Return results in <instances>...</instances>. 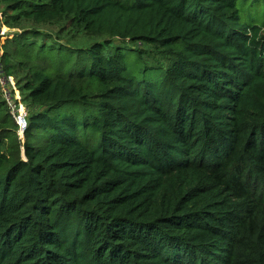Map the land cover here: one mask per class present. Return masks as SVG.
I'll return each mask as SVG.
<instances>
[{
  "label": "trees",
  "instance_id": "obj_1",
  "mask_svg": "<svg viewBox=\"0 0 264 264\" xmlns=\"http://www.w3.org/2000/svg\"><path fill=\"white\" fill-rule=\"evenodd\" d=\"M64 17L97 40L24 26ZM0 24L26 113L19 136L0 90V264H264V0H0Z\"/></svg>",
  "mask_w": 264,
  "mask_h": 264
},
{
  "label": "rangeland",
  "instance_id": "obj_2",
  "mask_svg": "<svg viewBox=\"0 0 264 264\" xmlns=\"http://www.w3.org/2000/svg\"><path fill=\"white\" fill-rule=\"evenodd\" d=\"M24 26L42 30L46 33L47 36L55 38L57 42L60 40L62 41V43L65 42L74 46H85L88 45L90 42H93V40H97V38L87 36L82 31L77 30L75 26H72V23H70L68 18L66 17L62 19L48 20L46 23L38 25L27 23L24 24ZM16 31V28H9L0 24V42H3L7 38L6 36H11V34H14ZM7 79V85H9V87L7 88L6 82L0 79V90L3 91V96L9 103L10 101H16L19 103L18 108L14 110L18 112V115H21L25 112V108L20 105V99L23 98V91L21 90L22 77H19L17 75L8 76ZM10 98L12 99L10 100ZM11 109L13 110L12 105ZM18 133L19 136H22V133Z\"/></svg>",
  "mask_w": 264,
  "mask_h": 264
},
{
  "label": "built area",
  "instance_id": "obj_3",
  "mask_svg": "<svg viewBox=\"0 0 264 264\" xmlns=\"http://www.w3.org/2000/svg\"><path fill=\"white\" fill-rule=\"evenodd\" d=\"M13 109H14V106H13ZM25 117H26V113L25 112L23 114H21V115H18V112H17V115L15 116V122H16L17 126L19 127V132L20 133H22L23 130L25 129V127H26Z\"/></svg>",
  "mask_w": 264,
  "mask_h": 264
}]
</instances>
